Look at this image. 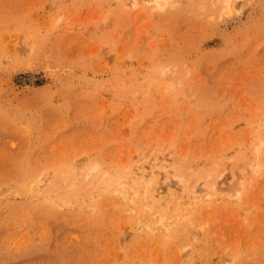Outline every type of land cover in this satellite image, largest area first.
<instances>
[{"label": "rangeland", "instance_id": "rangeland-1", "mask_svg": "<svg viewBox=\"0 0 264 264\" xmlns=\"http://www.w3.org/2000/svg\"><path fill=\"white\" fill-rule=\"evenodd\" d=\"M0 264H264V0H0Z\"/></svg>", "mask_w": 264, "mask_h": 264}, {"label": "bare ground", "instance_id": "bare-ground-1", "mask_svg": "<svg viewBox=\"0 0 264 264\" xmlns=\"http://www.w3.org/2000/svg\"><path fill=\"white\" fill-rule=\"evenodd\" d=\"M157 2H158V1H157ZM148 3H149V2H148ZM162 6H163V5H162ZM90 167H91V166H90ZM255 168H256V167H255ZM97 169H98V166H97L96 164H93V166H92V167L90 168V170H89L90 174L93 173V171H95V172L98 171ZM96 174H97V173H96ZM91 175H92V174H91ZM92 176H93V175H92ZM201 189H202V188H201ZM202 190H203V189H202ZM145 191H146V190H145ZM147 191H148V190H147ZM196 192H197V191H196ZM199 192H200V191H199ZM204 193H205V192H204ZM205 194H206V193H205ZM206 195H207V194H206ZM193 204H194V203H193ZM162 212H163V211H162ZM147 214H148V213H147ZM164 214H165V213H164ZM154 215H155V214H154ZM165 217H166V216H165ZM154 219H155V218H154ZM164 220H165V218H164ZM164 220H163V221H164ZM145 221H147V220L145 219ZM151 221H152V220H151ZM154 221H155V220H154ZM156 221H157V220H156ZM148 222H149V221H148ZM137 223H138V222H137ZM139 223H140V222H139ZM148 224H149V223H148ZM164 224H165V223L163 222V223H162L163 227H165ZM140 225H142V224H140ZM151 225H152V224H151ZM151 225H148V226H151ZM137 226H138V225H137ZM151 227H153V226H151ZM154 229H155V228H154ZM149 230H150V227H149ZM152 230H153V229H152ZM151 232H152V231H151Z\"/></svg>", "mask_w": 264, "mask_h": 264}]
</instances>
